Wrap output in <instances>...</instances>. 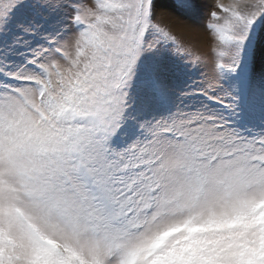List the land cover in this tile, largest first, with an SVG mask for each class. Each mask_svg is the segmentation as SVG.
<instances>
[{"label": "snow or ice", "instance_id": "snow-or-ice-1", "mask_svg": "<svg viewBox=\"0 0 264 264\" xmlns=\"http://www.w3.org/2000/svg\"><path fill=\"white\" fill-rule=\"evenodd\" d=\"M169 8L0 0V264H264V0Z\"/></svg>", "mask_w": 264, "mask_h": 264}, {"label": "rangeland", "instance_id": "rangeland-1", "mask_svg": "<svg viewBox=\"0 0 264 264\" xmlns=\"http://www.w3.org/2000/svg\"><path fill=\"white\" fill-rule=\"evenodd\" d=\"M171 0H160L161 4V12H167L170 11L169 5H170ZM222 3L224 4H229L232 2V0H221ZM185 24H188L192 28H197L201 32L203 31L202 29V21L195 22V21H182ZM183 36V34H182ZM202 51H206V44L200 45ZM205 71L207 69H204Z\"/></svg>", "mask_w": 264, "mask_h": 264}]
</instances>
